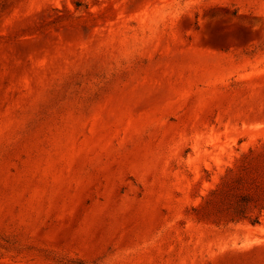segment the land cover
Returning a JSON list of instances; mask_svg holds the SVG:
<instances>
[{"label": "rangeland", "instance_id": "obj_1", "mask_svg": "<svg viewBox=\"0 0 264 264\" xmlns=\"http://www.w3.org/2000/svg\"><path fill=\"white\" fill-rule=\"evenodd\" d=\"M0 264H264V0H0Z\"/></svg>", "mask_w": 264, "mask_h": 264}, {"label": "trees", "instance_id": "obj_2", "mask_svg": "<svg viewBox=\"0 0 264 264\" xmlns=\"http://www.w3.org/2000/svg\"><path fill=\"white\" fill-rule=\"evenodd\" d=\"M251 201L250 197L249 196H242L240 198V204L237 205V207L235 208L234 210V213L236 216H242L244 217V215L246 214V208H245V205L247 203H249ZM251 222L253 224H258V218H255L253 220H251Z\"/></svg>", "mask_w": 264, "mask_h": 264}]
</instances>
